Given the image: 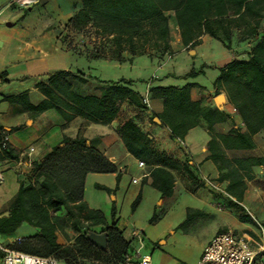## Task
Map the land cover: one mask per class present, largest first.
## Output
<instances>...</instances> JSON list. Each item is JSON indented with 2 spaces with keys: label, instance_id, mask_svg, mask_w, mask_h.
Listing matches in <instances>:
<instances>
[{
  "label": "crops",
  "instance_id": "crops-1",
  "mask_svg": "<svg viewBox=\"0 0 264 264\" xmlns=\"http://www.w3.org/2000/svg\"><path fill=\"white\" fill-rule=\"evenodd\" d=\"M82 7V0H40L31 7L0 0V127L10 131L8 143L18 155L17 160L1 163L6 181L0 192L7 197L0 205V215L9 214L21 184L32 180L35 164L43 162L66 138H83L117 172L86 175L83 201L102 216L104 223L94 225L82 219L84 225H77L80 232L71 224L58 229L56 237L61 246H73L85 233L107 234L108 227H115L129 243L127 256L134 257L140 251L135 261L146 256L151 264H198L209 243L228 230L264 244V131L252 135L254 148L234 147L237 135L250 132L226 92L216 87L221 70L234 57L247 60L253 44L243 42L235 32L230 50L209 35H203L200 43L190 48L182 42L175 13L168 12L169 51L146 48L137 55L127 50L118 54L112 47L95 57L69 47L66 38L70 35L68 22ZM60 72L69 74L73 90L84 97L100 98L106 83L132 82L128 87L142 98V106L126 100L114 120L106 124L78 115L67 122L56 109L44 113L32 110L31 106L47 99L40 84L48 86L50 77ZM191 72L198 75L186 78ZM188 86L192 103L225 117L214 123L200 117L180 139L161 118L165 99L160 89ZM125 122L146 135L149 149L162 158L132 154L121 133ZM164 158L175 167L164 165ZM140 162L145 163L143 168ZM239 178L244 190L238 201L228 194V187ZM206 179L217 182L224 193L208 187ZM162 184L172 189L168 198L162 196ZM139 197L140 203L133 210ZM56 215L65 217L66 210ZM154 215L157 221L152 224ZM136 232L144 239L142 245ZM39 233L38 228L23 223L14 234L0 235V243L10 247ZM95 249L109 254L108 248ZM125 259L81 257L78 264H125Z\"/></svg>",
  "mask_w": 264,
  "mask_h": 264
},
{
  "label": "trees",
  "instance_id": "trees-1",
  "mask_svg": "<svg viewBox=\"0 0 264 264\" xmlns=\"http://www.w3.org/2000/svg\"><path fill=\"white\" fill-rule=\"evenodd\" d=\"M82 9L68 22L69 47L100 57L109 48L115 53L129 51L141 54L146 48L167 52L170 50L168 12H174L185 46L195 48L203 35L221 41L227 49L235 32L240 40L253 44L247 60H234L221 70L216 87L226 92L229 101L241 115L250 134L237 135L233 146L254 148L252 135L264 131V0H82ZM198 73L191 72L186 78ZM132 82L106 83L102 96L84 97L73 90L69 74L57 73L50 77L49 85L40 84L46 100L30 108L37 113L56 109L67 122L75 116L99 123H110L122 104L129 100L142 106V98L128 86ZM190 87L160 89L165 99V111L161 116L176 138L183 139L188 130L196 125L200 117L210 123L221 122L224 115L219 111L204 110L190 101ZM193 119V122L191 121ZM4 128L0 127V141ZM10 132V131H9ZM122 137L128 150L138 158L157 156L149 149L150 139L131 122L121 127ZM8 150L0 155V163L17 160L18 155L8 144ZM217 161V159H215ZM164 165L175 167L164 158ZM34 175L28 183H22L14 198L9 215H0V235L14 234L23 223L40 230L38 236L22 239L11 249L32 256L53 257L66 264H78L79 258H95L103 261H124L130 246L123 234L115 227L107 228L109 254L95 249L87 233L79 236L73 246H61L56 231L71 224L86 222L104 223L98 212L88 209L84 203V181L88 173H116L117 168L99 151L88 145L83 138L69 139L55 148L41 163L34 165ZM167 179L172 183L170 176ZM41 180V182H39ZM228 187V194L238 201L242 199L244 185L239 178ZM239 192H235V189ZM163 198L172 194V189L162 184L159 187ZM139 197L133 210L139 205ZM240 208L238 204H233ZM66 210V216L56 213ZM97 217V218H96ZM242 220L245 221L244 218ZM157 221V215L151 223ZM1 254V253H0ZM1 256V255H0ZM264 262V253L259 258Z\"/></svg>",
  "mask_w": 264,
  "mask_h": 264
},
{
  "label": "built area",
  "instance_id": "built-area-1",
  "mask_svg": "<svg viewBox=\"0 0 264 264\" xmlns=\"http://www.w3.org/2000/svg\"><path fill=\"white\" fill-rule=\"evenodd\" d=\"M40 2V0H12L13 5L20 7H31ZM147 104V99L143 100ZM10 132L5 130L2 132L0 141V155L8 150V139ZM34 149H30L33 153ZM144 162L139 163V167L143 168ZM6 181L4 166L0 163V189ZM137 181H134L136 183ZM205 184L216 192L224 193L217 182L209 179L205 180ZM138 242L142 245L144 239L140 233H135ZM21 240H19L20 242ZM0 253L3 255V264H65L53 257L42 258L32 256L17 250L11 249L9 246H3L0 243ZM264 253V244L261 246L256 242H252L243 236L237 235L234 231L228 230L217 235L205 248L198 264H257L259 258ZM136 257H140V251H136ZM134 256V257H135ZM133 256H127L125 264H151L149 257H142L139 261H135Z\"/></svg>",
  "mask_w": 264,
  "mask_h": 264
},
{
  "label": "water",
  "instance_id": "water-1",
  "mask_svg": "<svg viewBox=\"0 0 264 264\" xmlns=\"http://www.w3.org/2000/svg\"><path fill=\"white\" fill-rule=\"evenodd\" d=\"M9 214L6 213L5 216ZM88 239L97 249L99 250H106L108 248V237L106 233L103 234H96V233H89Z\"/></svg>",
  "mask_w": 264,
  "mask_h": 264
},
{
  "label": "rangeland",
  "instance_id": "rangeland-1",
  "mask_svg": "<svg viewBox=\"0 0 264 264\" xmlns=\"http://www.w3.org/2000/svg\"><path fill=\"white\" fill-rule=\"evenodd\" d=\"M260 34L261 35H263L264 36V26L262 27V29H261V31H260ZM5 184V183H4ZM4 186V185H3ZM2 186V187H3ZM5 187V186H4ZM7 187H10V183H8V186ZM7 197V194L5 193L4 194V191H2V192H0V205L2 204V203H4V201H5V198ZM257 243H258V245H262L261 243H260V241H256ZM1 256H0V264H3V255L2 254H0ZM259 264H264V262H259Z\"/></svg>",
  "mask_w": 264,
  "mask_h": 264
}]
</instances>
